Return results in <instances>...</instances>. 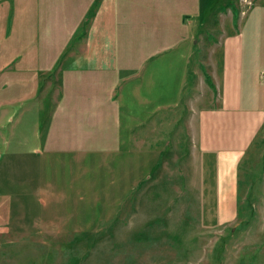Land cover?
<instances>
[{
    "label": "rangeland",
    "instance_id": "1",
    "mask_svg": "<svg viewBox=\"0 0 264 264\" xmlns=\"http://www.w3.org/2000/svg\"><path fill=\"white\" fill-rule=\"evenodd\" d=\"M114 80L54 105L52 125L8 112L0 264H264V126L221 172L203 164L188 111L136 97L128 111Z\"/></svg>",
    "mask_w": 264,
    "mask_h": 264
},
{
    "label": "crops",
    "instance_id": "2",
    "mask_svg": "<svg viewBox=\"0 0 264 264\" xmlns=\"http://www.w3.org/2000/svg\"><path fill=\"white\" fill-rule=\"evenodd\" d=\"M263 69L264 0H0V128L17 108L52 125L114 77L128 111H188L203 164L234 172L264 126Z\"/></svg>",
    "mask_w": 264,
    "mask_h": 264
},
{
    "label": "built area",
    "instance_id": "3",
    "mask_svg": "<svg viewBox=\"0 0 264 264\" xmlns=\"http://www.w3.org/2000/svg\"><path fill=\"white\" fill-rule=\"evenodd\" d=\"M260 78H261L262 83L264 84V69L261 70L260 72Z\"/></svg>",
    "mask_w": 264,
    "mask_h": 264
}]
</instances>
